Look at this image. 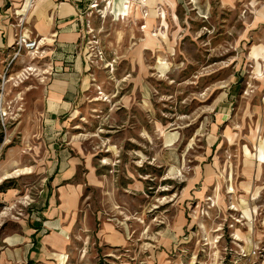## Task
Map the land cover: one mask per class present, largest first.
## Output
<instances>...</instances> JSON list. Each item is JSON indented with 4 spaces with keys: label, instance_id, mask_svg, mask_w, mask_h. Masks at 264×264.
Instances as JSON below:
<instances>
[{
    "label": "rangeland",
    "instance_id": "obj_1",
    "mask_svg": "<svg viewBox=\"0 0 264 264\" xmlns=\"http://www.w3.org/2000/svg\"><path fill=\"white\" fill-rule=\"evenodd\" d=\"M148 2L100 0L60 135L42 49L0 78V264H264V0ZM60 156L82 194L53 223Z\"/></svg>",
    "mask_w": 264,
    "mask_h": 264
},
{
    "label": "crops",
    "instance_id": "obj_2",
    "mask_svg": "<svg viewBox=\"0 0 264 264\" xmlns=\"http://www.w3.org/2000/svg\"><path fill=\"white\" fill-rule=\"evenodd\" d=\"M17 1L0 0V61L4 62L7 57L16 33L26 31L32 39H43L42 67L45 71L40 80L46 85V94L40 99L39 108L41 129L49 139L70 127L86 91L85 73L89 67L82 54L90 37L86 34L84 18L94 0ZM151 3L149 0L148 4ZM24 63L30 64V60L22 55L15 64L22 67ZM54 164L55 171L50 175L57 194L54 205L58 200L60 204L53 212V223L59 220L56 219L59 213L63 217L73 213L82 194L81 184L74 182L78 163L60 156Z\"/></svg>",
    "mask_w": 264,
    "mask_h": 264
},
{
    "label": "built area",
    "instance_id": "obj_3",
    "mask_svg": "<svg viewBox=\"0 0 264 264\" xmlns=\"http://www.w3.org/2000/svg\"><path fill=\"white\" fill-rule=\"evenodd\" d=\"M100 0H94L91 2L89 9L86 13V17L84 18V24L86 28V34L90 35L91 32H93L92 26H91V20L90 17L93 14L94 11L97 13L101 12L102 9H100ZM81 21H83V17L80 16ZM41 39H32L26 31L18 32L15 35V41L14 44L11 47V50L8 53V57H11V62L5 67L3 75L0 74V78L3 80L2 86H4L9 82H12L14 85L23 83L26 79L29 78L30 72L33 71V66L28 65L27 67H24L20 72H14L13 71V65L12 63L16 61L20 56L24 53H27V55H30L33 59L38 57V53L41 50Z\"/></svg>",
    "mask_w": 264,
    "mask_h": 264
},
{
    "label": "bare ground",
    "instance_id": "obj_4",
    "mask_svg": "<svg viewBox=\"0 0 264 264\" xmlns=\"http://www.w3.org/2000/svg\"><path fill=\"white\" fill-rule=\"evenodd\" d=\"M170 1H172V3L175 5V3L173 2V0H170ZM130 6H132V5H130ZM122 7V6H121ZM128 10H129V6H125L124 7V13L123 14H126L127 12H128ZM146 27V26H145ZM44 43V42H43ZM23 173H26V172H24V170H21V171H19V174H23Z\"/></svg>",
    "mask_w": 264,
    "mask_h": 264
},
{
    "label": "trees",
    "instance_id": "obj_5",
    "mask_svg": "<svg viewBox=\"0 0 264 264\" xmlns=\"http://www.w3.org/2000/svg\"><path fill=\"white\" fill-rule=\"evenodd\" d=\"M1 126V125H0ZM1 128V127H0ZM0 144L3 142V130L0 129ZM29 264H35L32 260L29 261Z\"/></svg>",
    "mask_w": 264,
    "mask_h": 264
}]
</instances>
